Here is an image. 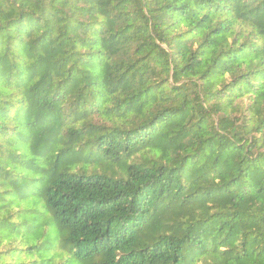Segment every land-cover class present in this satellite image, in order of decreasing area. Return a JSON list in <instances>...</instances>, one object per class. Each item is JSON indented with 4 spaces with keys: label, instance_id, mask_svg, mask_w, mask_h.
I'll use <instances>...</instances> for the list:
<instances>
[{
    "label": "trees",
    "instance_id": "16d2710c",
    "mask_svg": "<svg viewBox=\"0 0 264 264\" xmlns=\"http://www.w3.org/2000/svg\"><path fill=\"white\" fill-rule=\"evenodd\" d=\"M0 264H264V0H0Z\"/></svg>",
    "mask_w": 264,
    "mask_h": 264
}]
</instances>
